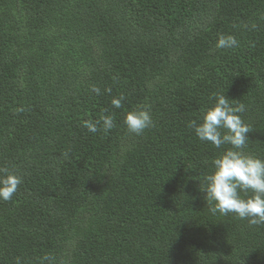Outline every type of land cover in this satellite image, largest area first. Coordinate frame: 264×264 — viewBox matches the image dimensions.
<instances>
[{
	"label": "trees",
	"instance_id": "1",
	"mask_svg": "<svg viewBox=\"0 0 264 264\" xmlns=\"http://www.w3.org/2000/svg\"><path fill=\"white\" fill-rule=\"evenodd\" d=\"M214 92L245 106L243 151L264 159V0H0V168L22 178L0 264H264V224L200 191L231 147L188 126Z\"/></svg>",
	"mask_w": 264,
	"mask_h": 264
},
{
	"label": "clouds",
	"instance_id": "2",
	"mask_svg": "<svg viewBox=\"0 0 264 264\" xmlns=\"http://www.w3.org/2000/svg\"><path fill=\"white\" fill-rule=\"evenodd\" d=\"M237 46L234 37L221 35L216 48ZM92 92L100 94L95 86ZM123 96L113 98L111 104L120 108ZM212 106L205 108L198 119L188 122L195 136L219 149L222 145H231L212 160V171L200 182V191L209 205L212 214L222 216L234 214L239 219H247L251 225L264 224V159L247 155L243 151L248 141L250 128L242 120L245 106L229 100L222 94L212 93ZM123 123L130 134L139 136L153 125L150 111L146 106H138L126 112ZM102 125L105 132L113 128L112 116H104L101 121L87 122L85 127L96 133ZM22 178L14 171L0 168V200L9 201L17 192ZM45 260L49 257L45 256ZM15 264H20L17 257Z\"/></svg>",
	"mask_w": 264,
	"mask_h": 264
}]
</instances>
